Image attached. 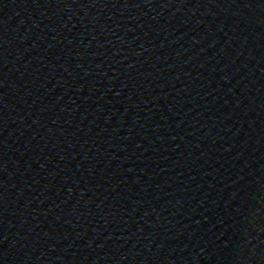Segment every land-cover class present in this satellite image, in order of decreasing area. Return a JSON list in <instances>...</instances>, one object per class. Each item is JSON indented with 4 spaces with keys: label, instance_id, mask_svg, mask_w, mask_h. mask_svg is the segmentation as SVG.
<instances>
[{
    "label": "water",
    "instance_id": "water-1",
    "mask_svg": "<svg viewBox=\"0 0 264 264\" xmlns=\"http://www.w3.org/2000/svg\"><path fill=\"white\" fill-rule=\"evenodd\" d=\"M0 264H264V0H0Z\"/></svg>",
    "mask_w": 264,
    "mask_h": 264
}]
</instances>
